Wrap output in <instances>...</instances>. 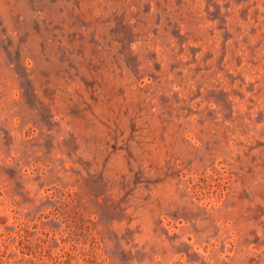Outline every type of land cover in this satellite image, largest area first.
Segmentation results:
<instances>
[{
  "label": "rangeland",
  "instance_id": "obj_1",
  "mask_svg": "<svg viewBox=\"0 0 264 264\" xmlns=\"http://www.w3.org/2000/svg\"><path fill=\"white\" fill-rule=\"evenodd\" d=\"M0 264H264V0H0Z\"/></svg>",
  "mask_w": 264,
  "mask_h": 264
},
{
  "label": "clouds",
  "instance_id": "obj_2",
  "mask_svg": "<svg viewBox=\"0 0 264 264\" xmlns=\"http://www.w3.org/2000/svg\"><path fill=\"white\" fill-rule=\"evenodd\" d=\"M22 87H23V85H22ZM15 100H16V97H15V96L9 97V98L6 100V104H7V105L13 106V107L11 108V111H12V112H14V111L16 110L15 107H14V101H15ZM8 115H10V113L6 112V114H5V119H7Z\"/></svg>",
  "mask_w": 264,
  "mask_h": 264
}]
</instances>
